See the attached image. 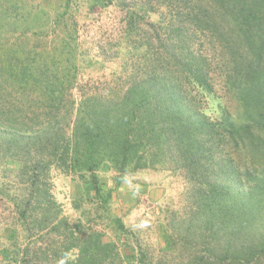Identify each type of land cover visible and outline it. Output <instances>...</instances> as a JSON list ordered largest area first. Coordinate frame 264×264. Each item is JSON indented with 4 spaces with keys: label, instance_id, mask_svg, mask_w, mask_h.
<instances>
[{
    "label": "trees",
    "instance_id": "1",
    "mask_svg": "<svg viewBox=\"0 0 264 264\" xmlns=\"http://www.w3.org/2000/svg\"><path fill=\"white\" fill-rule=\"evenodd\" d=\"M151 13L127 17L126 38L141 25L143 36L104 84L82 81L77 24L55 23L64 36L38 46L1 33L0 20V166L23 185L9 264H264V0H184L158 22ZM223 82L232 98L213 118L207 98ZM158 165L184 176L189 204L160 258L71 224L53 192L55 173L78 178L106 210L113 190L99 171L114 169L119 186ZM177 249L179 262L167 261Z\"/></svg>",
    "mask_w": 264,
    "mask_h": 264
},
{
    "label": "rangeland",
    "instance_id": "2",
    "mask_svg": "<svg viewBox=\"0 0 264 264\" xmlns=\"http://www.w3.org/2000/svg\"><path fill=\"white\" fill-rule=\"evenodd\" d=\"M150 6L156 9V13L150 15L151 20L158 22L162 13L176 16L183 12L184 0H0V20L6 22L1 33L24 35L31 45L47 46L59 35V38L64 36L62 29H54L55 23L69 22V27L71 22L77 24L81 54L86 56L82 65V81L113 83L116 76L126 69L127 59L131 57V41L139 40L144 33L141 25L140 30H136L137 36L133 34L126 38L127 17L138 14L147 19L145 12ZM103 47L107 49L105 61L99 56ZM224 85V82L218 84L219 98L212 95L207 98L206 113L213 118L221 116L232 98ZM6 169L0 166V264L12 263L16 256L14 235L22 233L17 227L11 199L16 190L23 189V185H19L10 172L13 167H9V171ZM99 176L104 188L113 190L106 210L98 201L86 200V190L78 178L54 174L53 192L70 223L93 227L102 232L107 241L117 244L139 243L156 251L160 258V252L166 245L165 238L172 233L169 226L174 214H185L189 205L184 176L173 173L165 165L127 174L119 186H116L117 172L114 169H102ZM77 204L80 208H76ZM116 219L123 222L129 234L124 235L117 230ZM169 255L167 261L179 262V249L169 252ZM75 256L72 254L71 258Z\"/></svg>",
    "mask_w": 264,
    "mask_h": 264
}]
</instances>
